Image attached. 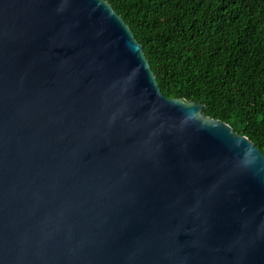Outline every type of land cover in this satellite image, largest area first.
Segmentation results:
<instances>
[{"label":"water","instance_id":"obj_1","mask_svg":"<svg viewBox=\"0 0 264 264\" xmlns=\"http://www.w3.org/2000/svg\"><path fill=\"white\" fill-rule=\"evenodd\" d=\"M203 109L107 0H0V264H264V153Z\"/></svg>","mask_w":264,"mask_h":264},{"label":"trees","instance_id":"obj_2","mask_svg":"<svg viewBox=\"0 0 264 264\" xmlns=\"http://www.w3.org/2000/svg\"><path fill=\"white\" fill-rule=\"evenodd\" d=\"M164 95L201 101L264 153V0H107Z\"/></svg>","mask_w":264,"mask_h":264}]
</instances>
